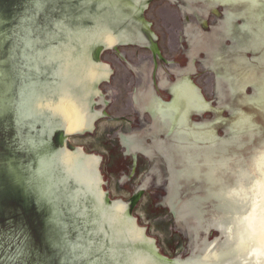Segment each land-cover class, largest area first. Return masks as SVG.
Segmentation results:
<instances>
[{
	"label": "water",
	"instance_id": "1",
	"mask_svg": "<svg viewBox=\"0 0 264 264\" xmlns=\"http://www.w3.org/2000/svg\"><path fill=\"white\" fill-rule=\"evenodd\" d=\"M0 264H264V0H0Z\"/></svg>",
	"mask_w": 264,
	"mask_h": 264
},
{
	"label": "flooded vegetation",
	"instance_id": "2",
	"mask_svg": "<svg viewBox=\"0 0 264 264\" xmlns=\"http://www.w3.org/2000/svg\"><path fill=\"white\" fill-rule=\"evenodd\" d=\"M95 54V53H94ZM154 54H155V56H157L156 55V53L154 52ZM95 60H98V53H96V55H95V58H94Z\"/></svg>",
	"mask_w": 264,
	"mask_h": 264
}]
</instances>
